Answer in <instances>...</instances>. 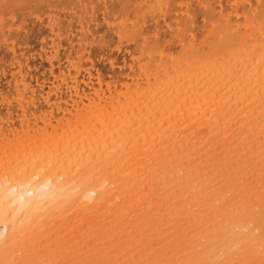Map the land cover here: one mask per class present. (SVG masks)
I'll list each match as a JSON object with an SVG mask.
<instances>
[{"label": "bare ground", "instance_id": "obj_1", "mask_svg": "<svg viewBox=\"0 0 264 264\" xmlns=\"http://www.w3.org/2000/svg\"><path fill=\"white\" fill-rule=\"evenodd\" d=\"M62 2L0 0V264H264V0Z\"/></svg>", "mask_w": 264, "mask_h": 264}, {"label": "rangeland", "instance_id": "obj_2", "mask_svg": "<svg viewBox=\"0 0 264 264\" xmlns=\"http://www.w3.org/2000/svg\"><path fill=\"white\" fill-rule=\"evenodd\" d=\"M68 6V0H63V2L61 3V5L57 8V10L55 11V16L56 17H59V19H61V20H64L65 21V19H64V13H61V12H63V11H61V9L63 10L65 7H67ZM58 11V12H57ZM59 13V14H58ZM60 14H62L63 15V17L62 16H60ZM36 15H39V16H41L43 19H47L46 18V15L47 14H45L44 13V11H41V10H35V9H32V16L30 17V19L31 20H29L28 22H27V29H31L32 28V26H33V22H34V16H36ZM61 17V18H60ZM99 18H101V16L99 15ZM30 27V28H29ZM101 30H103V28H101ZM29 38H30V46H31V51H32V54L34 55V58L33 59H31V64H33L34 65V63H35V67H36V70H34L33 72H32V76H33V78L34 77H38V79L39 80H42V78H46V76L48 77V75H46V74H44L45 73V71L43 70V68L44 67H47L48 65H47V63H46V61H45V59H44V57L43 56H41L40 54H39V52L41 53V42H42V40H40V37L38 36V34H37V32H36V35L34 34H29ZM31 39H33V40H31ZM34 40H36V41H34ZM38 40V41H37ZM33 42V43H32ZM34 44V45H33ZM38 44H39V46H38ZM64 45H65V43H64ZM37 47V48H36ZM33 48V49H32ZM122 50L124 51V52H122ZM120 52L122 53H117V52H113L112 53V55H111V57L112 58H117L118 59V61H119V64H122V63H120V61L122 62L123 61V59H124V57L125 58H128V55H127V53H126V51L124 50V49H122ZM99 51H98V49L97 48H94L93 49V54H94V58H96V59H94V63H95V68L96 69H98L103 75H109V76H112L113 74H114V72H113V70L111 69V67L109 66V64H108V62H106V61H104L103 62V60H99V57H98V53ZM63 53H64V51L63 50H61V57H63ZM37 56H36V55ZM40 55V56H39ZM123 55H124V57H123ZM36 56V57H35ZM39 56V57H38ZM120 56V57H119ZM123 57V59H122V57ZM35 59V60H34ZM43 59V60H42ZM98 59V60H97ZM120 59V60H119ZM96 60V61H95ZM35 61V62H34ZM38 61V63H36ZM99 61V62H98ZM42 62H43V64H42ZM106 62V63H105ZM46 63V64H45ZM102 63H104L103 65H102ZM65 61L64 60H62V62H61V66H65ZM108 64V65H107ZM40 65V66H39ZM106 65V66H105ZM39 66V67H38ZM98 66V67H97ZM104 66V67H103ZM41 67V68H40ZM58 69V68H57ZM56 69V70H57ZM102 69H104V70H102ZM106 73H105V72ZM37 72V73H36ZM39 75V76H38ZM106 78H108V77H106ZM35 79V78H34ZM36 80V79H35ZM4 85V86H3ZM0 86L1 87H6V84H5V80H3L1 83H0Z\"/></svg>", "mask_w": 264, "mask_h": 264}]
</instances>
